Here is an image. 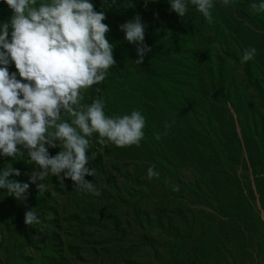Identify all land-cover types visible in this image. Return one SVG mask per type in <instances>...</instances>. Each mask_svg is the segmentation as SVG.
Here are the masks:
<instances>
[{
	"label": "rangeland",
	"instance_id": "rangeland-1",
	"mask_svg": "<svg viewBox=\"0 0 264 264\" xmlns=\"http://www.w3.org/2000/svg\"><path fill=\"white\" fill-rule=\"evenodd\" d=\"M142 1L151 8L136 4L125 19L139 15L144 23L153 18L164 33L155 27L145 30V44L152 51L144 62H134L137 53L128 62L114 57L116 65L108 69L106 79L91 88L111 91L116 102H106L110 116L140 110L146 119L144 139L139 146L117 147L97 143L98 133L88 137L87 155L95 151L97 156L86 167L95 168L96 174L85 179L95 184L100 196L78 192L71 180L61 184L52 176L45 178L47 190L39 193L30 183L34 166L25 162L26 157H0V170L11 164L21 172L9 179L29 183L23 202L0 189V264H264V212L254 185L251 258L244 256L241 244L228 242V224L217 225L231 199L226 190L218 193L214 187L223 189L234 174L242 178L247 172L230 135L232 123L237 136L246 132L248 147L257 148L250 151L255 158L248 166L249 179L251 169H264V13L249 9L260 0H230L227 7L214 0V23L209 25L202 16L201 27L198 11L190 4L180 17L171 11L170 0ZM11 15L0 0V24ZM175 21L181 26L168 33L170 41L165 26L174 28ZM256 41L262 44L254 47L256 56L241 63L244 49ZM132 47L136 51V45ZM9 72H16L14 64ZM121 75L130 82L119 83ZM140 83L149 86V92ZM166 121L175 127L156 140L154 132H163ZM172 137L184 153L176 162L169 159ZM59 151L49 149L53 156ZM209 151H221L222 156L216 159ZM152 165L159 176L149 179ZM174 185H179L174 193L178 217L170 231L167 197ZM30 208L41 223L25 225L24 214ZM230 218L229 214L228 222Z\"/></svg>",
	"mask_w": 264,
	"mask_h": 264
},
{
	"label": "clouds",
	"instance_id": "clouds-1",
	"mask_svg": "<svg viewBox=\"0 0 264 264\" xmlns=\"http://www.w3.org/2000/svg\"><path fill=\"white\" fill-rule=\"evenodd\" d=\"M3 3L12 15L0 24V157H26L25 162L34 166L30 183L36 184L39 193L47 190L45 178L52 176L61 184L71 180L78 192L100 196L95 184L85 179L96 174L95 168L86 167L97 156L95 151L91 157L87 155L88 137L98 133L100 145L139 146L146 127L140 110L108 116L102 96L83 103V90L101 84L108 69L116 65L113 44L107 39L110 28L103 22L105 11H96L90 0ZM220 3L227 7L230 0ZM189 4L209 25L214 23V0H170L171 11L180 17H185ZM249 9L253 14L264 13V0L251 3ZM145 28L139 15L119 25L125 40L136 45L134 62L139 65L152 51L145 44ZM256 54L254 47L244 49L241 63L253 60ZM10 64L16 72H9ZM171 126L165 122L163 132H154L155 139L166 136ZM50 148L60 151L53 156ZM20 175L19 169L6 165L0 170V189L23 202L29 183L9 179ZM147 176H159L155 165L147 169ZM173 191H179V185ZM24 223H41L34 209L25 212Z\"/></svg>",
	"mask_w": 264,
	"mask_h": 264
},
{
	"label": "trees",
	"instance_id": "trees-1",
	"mask_svg": "<svg viewBox=\"0 0 264 264\" xmlns=\"http://www.w3.org/2000/svg\"><path fill=\"white\" fill-rule=\"evenodd\" d=\"M101 5H97V0H90L95 5V10L96 11H105L106 14V19L103 21L105 24H107L110 28V31L107 33V39L113 44L114 52L113 56L116 58L121 59L122 62H128L127 58L130 55L135 56L136 51L134 50V47L131 48L133 44H129L125 38H124V33L120 31L119 25L125 23L127 20L125 19L129 14H130V9L135 8L136 4H138L139 8L141 9L147 8L150 9L151 7L147 4H143L144 2L142 0H115V3H112V0H100ZM128 2L132 6L125 5L124 2ZM136 9V8H135ZM127 10V11H126ZM140 12V11H138ZM129 13V14H128ZM145 30L154 29L157 30V32L164 33V29L160 26H157L155 23V19H145ZM198 20H199V26L201 27L204 24L202 14L198 12ZM147 22V24H146ZM167 22H165V25ZM174 28L171 25L165 26V37H168L170 41L172 40V37L168 33H173L176 32V30H180L181 23L180 21H175L173 22ZM163 35V34H161ZM149 35L145 34V38L148 37ZM160 36V35H159ZM175 40V37H173V41ZM259 42L252 43L253 47H258L261 46ZM264 46V45H263ZM113 68V67H111ZM110 68V69H111ZM120 75V74H118ZM129 83L130 78L124 77L121 75L119 77V83ZM141 88L145 90V92H149L146 89L149 86H144V83H140ZM126 91V90H125ZM111 91L108 89L102 90V92L99 94L98 92L95 93L92 88H88L87 92H85L83 95H85L83 103H91L92 99L95 97H100L102 96L105 102V114L110 116L108 114V108L109 106L106 104V102L109 99L114 100L116 102V99L110 94ZM127 93V91H126ZM141 94H143L141 92ZM119 97V96H117ZM140 98H142V95H140ZM117 106H120V103H116ZM121 113V112H120ZM167 122V121H166ZM172 126L171 128H174L175 126L170 123ZM232 128V130H231ZM230 135L234 137L235 141V147H236V153L238 157L242 161V169L244 171L247 170L248 172V166L250 165V160H254L255 155H251L250 151L257 152L256 145H253V149H250L248 147V142H249V135L241 131V138L237 136V133L233 129V123L232 126L230 127ZM238 137V138H237ZM173 138V137H172ZM216 138V136H215ZM241 140H240V139ZM172 144H174V149H171L169 154H170V161L171 162H176L178 158H181L180 156H183L184 153L181 151L182 150V145L179 143H176L177 141L173 138V141L170 140ZM247 146V147H246ZM211 155H214L216 159H219V156H222L221 151L213 152L209 151ZM249 164H248V163ZM240 162H235L234 164L237 165ZM246 172V173H247ZM244 174L242 178L237 177L235 174L232 177L231 184L228 183L226 186L221 187V185L214 186L218 193L222 192V190H226V192L230 195V199L228 201V204L224 206L226 209L224 212H222L223 218L217 219V225L220 226L222 224H228V242L229 243H239L241 244V247L244 252V256H248L251 258V253H253L255 249V241H254V228H253V222H252V214H251V202L256 203V197L255 195H258V200L260 204L261 210L264 212V192H263V186H264V169L260 170H255L251 169V178L252 180L249 179L247 174ZM243 180L244 183H241L240 181ZM228 182V181H227ZM263 184V185H262ZM251 185H254V189L256 194L254 195V190ZM173 188L169 189L168 193V207H167V213H166V221L167 225L169 227L170 231L174 230L175 223H176V218L178 217V213L175 208L176 200L174 198V193ZM222 205H219V210H222ZM231 215V218L229 219L230 221L228 222V215ZM224 219H226V222H224ZM242 262V261H241Z\"/></svg>",
	"mask_w": 264,
	"mask_h": 264
}]
</instances>
